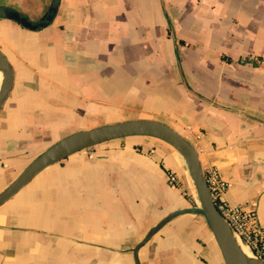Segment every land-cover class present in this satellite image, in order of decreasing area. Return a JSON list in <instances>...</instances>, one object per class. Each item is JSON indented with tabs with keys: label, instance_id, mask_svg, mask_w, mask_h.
Here are the masks:
<instances>
[{
	"label": "crops",
	"instance_id": "obj_1",
	"mask_svg": "<svg viewBox=\"0 0 264 264\" xmlns=\"http://www.w3.org/2000/svg\"><path fill=\"white\" fill-rule=\"evenodd\" d=\"M30 1L0 5L38 20L51 0H37L36 18ZM0 50L14 77L0 112V191L74 131L150 119L190 139L204 171L231 183L225 198L264 226V0H60L40 28L0 17ZM139 137L75 152L3 203L0 264H136L148 231L193 206L182 156ZM139 259L225 264L198 213L163 225Z\"/></svg>",
	"mask_w": 264,
	"mask_h": 264
},
{
	"label": "water",
	"instance_id": "obj_2",
	"mask_svg": "<svg viewBox=\"0 0 264 264\" xmlns=\"http://www.w3.org/2000/svg\"><path fill=\"white\" fill-rule=\"evenodd\" d=\"M60 0H51L43 16L32 20L15 8L0 5V17L14 19L29 28H38L42 24L50 23L57 11ZM0 112L13 88V68L0 50ZM130 136L155 137L170 144L183 158L189 176L193 182L199 204L169 213L155 224L146 236L133 248L136 264H141L139 250L152 236L167 222L178 215L198 213L204 216L220 249L225 264H249L248 255L240 242L245 241L233 230L216 207L207 181L198 152L192 141L170 125L150 119L122 120L113 123L101 124L87 129L74 131L54 142L37 157H35L3 190L0 191V206L17 194L37 174L49 165L58 162L71 154L94 147L106 141ZM252 253L264 264V260L251 249Z\"/></svg>",
	"mask_w": 264,
	"mask_h": 264
},
{
	"label": "built area",
	"instance_id": "obj_3",
	"mask_svg": "<svg viewBox=\"0 0 264 264\" xmlns=\"http://www.w3.org/2000/svg\"><path fill=\"white\" fill-rule=\"evenodd\" d=\"M213 201L233 230L264 260V226L257 220L254 209H247L241 204L233 203L224 196L231 183L223 179L215 167L204 171ZM168 182L172 186L179 185V177L170 170Z\"/></svg>",
	"mask_w": 264,
	"mask_h": 264
},
{
	"label": "rangeland",
	"instance_id": "obj_4",
	"mask_svg": "<svg viewBox=\"0 0 264 264\" xmlns=\"http://www.w3.org/2000/svg\"><path fill=\"white\" fill-rule=\"evenodd\" d=\"M32 1V0H31ZM30 1V2H31ZM41 11L42 9L40 8V6L38 5L37 3V0H35V18L37 17V15H40L41 14ZM27 15V14H25ZM31 15V13H30ZM28 16V15H27ZM138 119H142V118H138ZM128 139H133V140H136V139H141L142 137H139V136H131V137H126ZM122 139V138H121ZM52 145V144H51ZM48 148V147H47ZM185 163V162H184ZM192 191L186 193V197L189 199V201L193 204V206L195 205H198L199 204V201H198V197H197V194H196V191H195V188H194V185H193V182H192ZM188 191V190H187Z\"/></svg>",
	"mask_w": 264,
	"mask_h": 264
},
{
	"label": "bare ground",
	"instance_id": "obj_5",
	"mask_svg": "<svg viewBox=\"0 0 264 264\" xmlns=\"http://www.w3.org/2000/svg\"><path fill=\"white\" fill-rule=\"evenodd\" d=\"M2 79V71L0 70V82ZM243 250L245 251V253L248 255V260H249V264H262V262L259 260L258 257H256L252 251L250 250V248L247 246L246 243L244 242H240Z\"/></svg>",
	"mask_w": 264,
	"mask_h": 264
},
{
	"label": "trees",
	"instance_id": "obj_6",
	"mask_svg": "<svg viewBox=\"0 0 264 264\" xmlns=\"http://www.w3.org/2000/svg\"><path fill=\"white\" fill-rule=\"evenodd\" d=\"M48 23H45V24H42L41 26H39L38 28H40V27H43V26H45V25H47Z\"/></svg>",
	"mask_w": 264,
	"mask_h": 264
}]
</instances>
